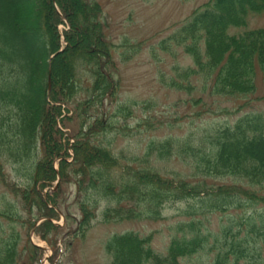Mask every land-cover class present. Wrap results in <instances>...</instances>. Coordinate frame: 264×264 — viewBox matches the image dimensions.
I'll list each match as a JSON object with an SVG mask.
<instances>
[{
  "label": "trees",
  "instance_id": "trees-1",
  "mask_svg": "<svg viewBox=\"0 0 264 264\" xmlns=\"http://www.w3.org/2000/svg\"><path fill=\"white\" fill-rule=\"evenodd\" d=\"M101 13L95 0H0V184L15 201L0 198V264H36L31 231L55 248L46 238L65 234L69 221L86 231L99 202L103 224L159 222L167 209L179 217L163 253L151 235L108 238L109 264H183L197 255L202 264H264V116L194 139L151 141L140 156L114 154L99 140L129 129L105 117L118 84ZM255 14H264V0L197 8L173 37L193 66L175 68L168 87L191 94L200 80V93L185 101L194 106L254 95L257 75L264 82V29H246ZM118 111L123 121L130 114ZM171 160L185 170L164 174L159 164ZM57 177L54 192L43 194ZM218 178L230 182H212ZM69 187L79 220L68 214ZM59 211L62 228L52 224Z\"/></svg>",
  "mask_w": 264,
  "mask_h": 264
},
{
  "label": "rangeland",
  "instance_id": "rangeland-1",
  "mask_svg": "<svg viewBox=\"0 0 264 264\" xmlns=\"http://www.w3.org/2000/svg\"><path fill=\"white\" fill-rule=\"evenodd\" d=\"M95 1L102 9L104 33L112 46L111 61L115 72L113 80L118 84L114 100L109 103V107L105 106L107 107L105 117L119 121V127L125 124L129 129L128 136L112 134L111 137H102L99 140L114 154L122 152L126 156H140L151 141L194 139L206 129L231 126L237 119L246 115L260 113L264 116V82L260 75L256 77L254 95L247 98H219L221 100L216 99V102L213 98H204L205 105L199 106L190 105L185 101L200 93V80L191 81L196 86L194 91L189 92L191 94L177 92L168 87L171 80H176L175 68L184 70L193 66L192 59L184 53L183 48L173 37L192 13L209 0ZM247 28L264 29V14L250 16ZM62 29L60 26L59 30ZM61 43L64 44L63 37ZM85 97V93L78 94L76 99ZM121 107H128L130 112L129 116L124 118L126 123L118 114L121 113L118 111ZM215 107L219 110L215 111L217 110ZM222 108L229 114L219 115L218 112ZM206 109L213 112L203 113ZM200 112L202 114L196 117ZM159 167L164 174L185 170L173 160L159 164ZM54 168L57 170L56 165ZM5 170L7 180L19 182V177L11 169ZM58 179L57 177V181L51 187L45 188L43 194L54 192ZM212 182L222 184L230 180L218 178ZM68 192L66 197L67 205L70 206L68 214L79 220L78 210L73 203L75 189L69 187ZM2 197L10 203L15 202L0 184V198ZM98 205L95 219L86 231L77 233V223L69 221L70 226L63 232L65 234L60 235L61 237L48 236L46 239L55 244V248H51V245L41 240L35 233L29 236L31 243L43 248L40 249V258L36 264H109L110 260L103 251L106 241L115 234L126 232H135L143 237L151 235L152 248L158 253H163L171 237L170 229L179 220L174 209H167L163 214L164 219L159 222L103 224L100 207L104 204L99 202ZM262 207L259 205L257 209L263 210ZM62 210L66 213L65 206ZM57 214L58 219L53 220L52 224L62 228L66 221L65 216L60 211ZM45 220L40 219L36 226ZM212 224L216 226L214 220ZM199 257L200 255H197L183 264H202L200 260L203 259L199 260Z\"/></svg>",
  "mask_w": 264,
  "mask_h": 264
},
{
  "label": "water",
  "instance_id": "water-1",
  "mask_svg": "<svg viewBox=\"0 0 264 264\" xmlns=\"http://www.w3.org/2000/svg\"><path fill=\"white\" fill-rule=\"evenodd\" d=\"M48 92H49V87H48ZM33 234V232L30 234V236ZM39 249H43L41 246L36 245Z\"/></svg>",
  "mask_w": 264,
  "mask_h": 264
}]
</instances>
